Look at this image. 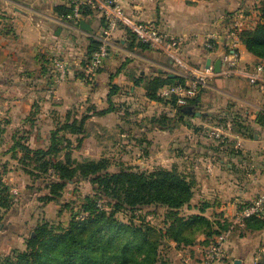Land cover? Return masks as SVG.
Listing matches in <instances>:
<instances>
[{"label": "crops", "instance_id": "obj_1", "mask_svg": "<svg viewBox=\"0 0 264 264\" xmlns=\"http://www.w3.org/2000/svg\"><path fill=\"white\" fill-rule=\"evenodd\" d=\"M119 3L130 20L151 24L160 33L178 40L180 57L197 66H204L207 59L211 65L219 59L227 49V30L239 20L236 0H119ZM56 7H70V0H0L2 142H20L31 149H34L32 145L35 149H44L49 144L50 131L67 117L72 120L86 115L85 126L89 121L108 126L111 116L118 122L119 102L135 104L141 119L152 106L159 104L147 98L143 84L156 76L174 75L173 63L168 57L141 45L123 28L112 34L110 55L103 66L86 73L90 42L97 41L104 27L101 11L89 6L91 14L82 20L90 29L83 30L80 26L60 23L62 14L54 10ZM238 22L241 27L248 23L246 19ZM211 36L216 37L213 51L204 47ZM236 52L244 64L264 62L250 54L242 43ZM56 55L68 66L63 82L56 81L52 70L51 59ZM222 102H227L225 110L221 109ZM168 106L163 104L173 116L174 110H167ZM195 106L204 110L202 114L178 122L167 134L177 145L182 143L179 146L184 159L188 158L186 155L191 156L193 175L218 177L214 183H202L194 201V205L199 201L207 205L200 214L212 216L208 220L215 230L222 224H231L240 206L264 194V133L261 131L264 123L257 121L258 114L264 112V97L240 77L216 75L199 93ZM108 108L112 111L94 114ZM231 110L242 115L243 125L256 132L250 137L229 132L233 136L224 137L225 149L219 151L207 145L204 134L223 125L226 130L230 128L231 122L220 125L213 117L219 112L232 113ZM187 132H192L191 149L186 139L181 140ZM8 171L0 172L7 186ZM205 239L206 234L199 232L192 244L179 245L172 241L168 264H197ZM215 264H264V214L251 220L245 228L234 227L228 232L223 258Z\"/></svg>", "mask_w": 264, "mask_h": 264}, {"label": "rangeland", "instance_id": "obj_2", "mask_svg": "<svg viewBox=\"0 0 264 264\" xmlns=\"http://www.w3.org/2000/svg\"><path fill=\"white\" fill-rule=\"evenodd\" d=\"M236 2V18L246 19L248 22L247 25L241 27L242 30L253 29L261 21L264 0H236ZM55 57L61 58L58 55L52 58ZM186 64L194 68H202V65ZM157 103L162 105L152 106L147 116L141 119L140 111L135 104L131 106L130 104L126 105V102L117 103V108L120 109L118 122L115 117L111 116L107 121L108 126H100L96 122L89 121L82 134H65L70 143L64 142L61 145L56 159L64 162L65 157L68 156L71 161L69 167H75L76 163L87 160L104 159L103 164L108 167L105 172L109 174L118 173L121 170L152 172L162 169L173 171L191 184L192 191L189 202L178 210H174L177 213L176 216H171L167 207L158 204L140 207L118 204L110 190L107 194L98 191V185L89 179L74 177L71 181L62 180L52 170L28 175L22 170L23 165L11 158L14 154L16 158L21 156L19 149L11 150L15 145L14 142L0 140V172L10 170V173L5 177L9 183V197L4 200L5 197L0 195V204L8 206L0 208V264H3L7 258H14L18 253L24 251L26 241L34 235L38 226L46 227L47 233L41 242L45 244L52 237L65 234L69 221L73 217L76 220L86 218L88 214L84 213L81 208L86 197L100 201L104 207L105 216L125 227L121 228L118 233L114 232L117 229L114 225L104 231H97L94 225L82 227L76 231V239L81 244L87 245L85 257L79 256L71 262L67 261L64 248L66 246L75 247V243L70 238H65L66 246L56 241L55 246L52 247L48 264H149L152 246H155L154 264H168L172 254V240L169 231L172 219H194L193 217L199 215L200 207H203L204 203L199 201L197 205H194L195 194L202 183H214L218 177H200L192 174L193 160L191 156L186 155L188 158L185 159L182 157L180 152L182 150L179 146L182 143L177 145V141L170 140L171 135L167 134L169 130H165L163 133L156 124H153L155 122L149 121L153 117L156 122L160 119L163 123L167 119L173 120L175 117L174 112V117L171 118L172 115L163 108V102ZM226 103H221V109L225 110L223 107ZM226 105L228 107L230 101ZM169 109H171L170 106L167 110ZM193 110V115L202 114L204 111L197 106H194ZM219 113L213 117V120L220 125L231 122V127L226 130L223 125L220 127L219 137L208 132L204 134V138L207 145L210 144L214 149L222 151L225 149L223 147L224 137L233 136L229 132L235 135H244L242 134L244 132V126H242L244 117L236 114L235 111ZM257 117L264 120V112L261 111ZM189 118V116L184 117L185 120ZM175 119L178 118L175 117ZM149 127H151L150 130ZM261 131L264 133V130ZM255 132L254 128L247 131L250 134ZM189 135L192 137V132H187L184 138L181 137V140L186 139L185 143H188V147L191 149L192 138ZM32 146L35 149V145ZM234 149L236 148L233 147ZM9 151L11 152L9 153ZM33 167L34 164L31 162L25 166L28 170ZM0 179L2 180V177ZM55 183L63 185L56 190V193H53ZM205 217L213 219L212 216ZM130 226L140 227L142 232L133 233L129 229ZM40 248V245H36L34 250L40 251Z\"/></svg>", "mask_w": 264, "mask_h": 264}, {"label": "trees", "instance_id": "obj_3", "mask_svg": "<svg viewBox=\"0 0 264 264\" xmlns=\"http://www.w3.org/2000/svg\"><path fill=\"white\" fill-rule=\"evenodd\" d=\"M72 6L65 7H56L54 10L58 14H62V17H65L67 14L71 12ZM91 14V9L89 6H85L81 10L82 18L89 16ZM67 25L74 26L72 21L67 22ZM76 26V25H75ZM104 26V25H103ZM79 27V25L77 26ZM127 33L131 35L132 38L137 40L134 33L127 29ZM240 42L244 45L245 49L252 55H254L260 61H264V9L262 10L261 21L253 28V29H243L239 33ZM138 41V40H137ZM138 43H140L138 41ZM143 46L145 44L140 43ZM91 49L88 53V57L86 58V66L88 63V59L90 54L96 49L98 46V41L90 42ZM186 78L173 75V76H156L148 81H146L143 85L146 90V96L148 99L156 102H164V104H169L170 108L174 110L173 122L172 119L165 122H161L160 119L156 122V120L151 117L149 121L161 130H173L178 124V122L183 121L184 117L192 116V113H186L184 111L185 107H194L196 104V97L188 99L186 105H177L176 98L173 97L171 99L165 100L162 99L158 92L161 88L166 85H175V84H185ZM114 88V87H112ZM202 91V90H201ZM200 91V92H201ZM199 92V93H200ZM110 94L108 95V100L110 103ZM112 111L111 108L95 111L96 115H104L107 112ZM164 119V118H163ZM87 120V116L83 115L80 118H73L72 120L69 117L66 120L58 125L55 129L50 131L49 144L45 149H31L28 146L17 142L12 147V150L15 151L19 149L21 153L20 157H15V159L19 163L23 165V170L28 175H33L38 172L46 173L50 170L53 171L54 174L58 176V178L62 180H72L74 177H78L80 179H89L92 183L98 185V191H103L107 194L108 190L112 193L119 203L127 204L131 207L135 206H149L153 204H158L161 206H165L169 209V213L171 216H176V211L181 208L183 205L187 204L192 197L191 184L188 183L182 176L176 174L173 171L158 169L152 172L146 171H125L121 170L118 173H107V165L103 164L104 159H100L99 161L87 160L82 163H76L75 167H69L71 161L68 156L65 157V161H59L56 159V155L61 145L66 142L69 144L70 142L66 139L65 134L77 135L82 134L85 130V123ZM165 120V119H164ZM260 124L264 123V120H257ZM172 122V123H170ZM158 124V125H157ZM167 124V125H166ZM242 126L243 123H242ZM249 127L244 126V136H252V134L247 133ZM31 162L34 164L33 169H26L27 166ZM62 183H55L53 186V193H56V190L62 187ZM9 187L3 183L0 179V195L4 196L6 200L9 197ZM99 202V203H98ZM7 208L6 204H0V208ZM207 205L204 204L202 208H200V213L204 212V208ZM82 211L87 213V217L82 220H76L74 217L69 221L67 232L63 235H57L56 237H52L48 243H41L43 241L44 236L47 233L46 227L44 225L38 226V228L34 231V235L29 237L26 241V249L20 253H18L14 258H7L3 264H48L51 256V249L55 246L56 241L62 243L63 246H66L65 238H70L75 243V247L66 246L64 248V254L66 256L67 261H72L76 257L82 256L85 257L87 252V245L81 244L76 239V231L81 229L82 227L87 226H96L97 231H104L110 228L111 226H116L114 232L118 233L121 228L125 226L117 223L113 219H109L105 216V211L102 203L97 201L96 199H92L90 197H86L85 203L81 205ZM194 219H172L170 223V234L171 240L183 245H189L194 242V237L199 232H204L206 234V241L210 240L214 235L219 234L221 231L227 230L230 223L222 224L219 229L213 230V224L208 220L207 217L202 214L196 215L193 217ZM254 219H258V217H253L246 221V225ZM133 233L142 232L140 227H131L130 228ZM36 245H40V251L34 250ZM155 257V246H152L151 252V260L149 264H154Z\"/></svg>", "mask_w": 264, "mask_h": 264}, {"label": "built area", "instance_id": "obj_4", "mask_svg": "<svg viewBox=\"0 0 264 264\" xmlns=\"http://www.w3.org/2000/svg\"><path fill=\"white\" fill-rule=\"evenodd\" d=\"M96 2V3H95ZM72 6L71 12L65 17L59 19L60 23L67 25L72 21L74 26L79 25L82 20L81 10L85 6H95L101 11L104 19V27L102 34L97 39L98 46L90 54L85 72L91 74L103 66L106 59L110 55L112 46V34L118 29H128L135 34L137 40L147 45L153 51L163 53L173 63V74L186 78L185 84L166 85L161 88L158 95L165 100L176 98L177 105H185L188 99L196 97V95L205 89L211 78L216 75L224 77H240L244 79L249 86L257 88L264 97V62H258L254 65H248L241 62L236 52L239 45V32L241 25L235 21L232 28L226 32L227 49L220 55L221 70L216 74L212 65L202 68H194L186 64L180 57V42L175 38H170L160 33L154 26L148 23L132 21L124 15L119 0H70ZM69 26V25H68ZM209 51L215 50L216 37H208L204 44ZM52 70L55 74L57 82H63L66 79L68 66L60 58L51 59ZM221 128L212 131L215 137L220 136ZM264 214V194L256 197L252 202L240 206L234 219L227 230L221 231L214 235L210 240L206 241L200 249V256L197 264H215L223 258V250L225 239L234 227L243 229L246 227V221L253 217H260Z\"/></svg>", "mask_w": 264, "mask_h": 264}, {"label": "water", "instance_id": "obj_5", "mask_svg": "<svg viewBox=\"0 0 264 264\" xmlns=\"http://www.w3.org/2000/svg\"><path fill=\"white\" fill-rule=\"evenodd\" d=\"M79 26H80V28L83 29V30H89V29H90L89 25H88L87 23H85L84 20H80V21H79ZM221 64H222V63H221V60H220V59H217L216 61H214V62L212 63L213 70H214V72H215L216 74H219V73H220V70H221ZM210 65H211V60H210V59H207L205 66L208 67V66H210ZM170 76H173V75H170ZM192 110H193V109H192V107H190V106L184 108V111H185L186 113H192Z\"/></svg>", "mask_w": 264, "mask_h": 264}]
</instances>
